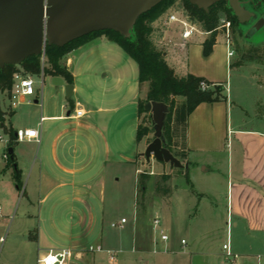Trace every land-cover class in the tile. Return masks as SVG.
<instances>
[{"label":"rangeland","instance_id":"rangeland-1","mask_svg":"<svg viewBox=\"0 0 264 264\" xmlns=\"http://www.w3.org/2000/svg\"><path fill=\"white\" fill-rule=\"evenodd\" d=\"M173 14L188 16L184 11L182 0H177L173 7L152 24L153 41L160 51L165 52L169 49L170 57L175 54L173 63H184L188 55L189 63L196 70H202L204 63L199 45L210 32H204L198 23L195 24L203 35L198 32L188 42L182 39L180 26H176L177 29L174 28L178 33L171 37V39L174 38L173 44L164 45L157 42L164 31L174 32L171 28L173 24L168 21L169 16ZM229 18H233L232 13L222 14L220 18L215 30L216 40L218 38L214 48L215 53L212 54V61L209 64L217 67L216 77L227 89L226 92L218 90L216 85H212L210 89L217 91L221 96L226 94L230 97L231 106L227 122L229 131L243 127L264 132V24L259 30L254 31L251 23L243 27ZM223 21H231L228 36L223 28ZM227 41H230V49L235 52L229 64H227L226 56ZM188 43L195 45L187 53L185 48ZM110 47H112V52L116 53L114 58L122 66L123 72L120 73L118 67H115L104 76L98 74L97 69L98 72L95 75L88 69L91 60L86 55L80 61V68L84 65L85 71L80 69L77 73L79 74L76 80L77 94L73 102L66 98L65 88L63 91L62 88L55 86L51 77L37 76L34 77L36 94L29 99L31 104L15 107L17 115L12 120L9 116L12 112L8 107V92L0 95L1 108L5 115L9 116L8 121H13V131L18 127L38 129L41 115L53 114L61 105L71 109L72 104L77 102L88 112V117L82 118L80 123L88 120L119 121L121 118L124 119L122 122L125 121L122 131L124 144L119 149L120 155H118L125 166L117 169H104L100 180L95 183L92 194H96L98 200L101 178L105 181L104 202L102 205L99 203L94 205V213L97 217H91L85 235L80 238L82 233L79 230H70L72 220L67 218L68 209L62 211L60 207V211L57 210L56 194L46 204L40 203L47 190L43 191L39 187V180L35 176L38 173L35 171L38 169L34 171L27 169L30 166L31 157L39 152L38 145L26 142L16 143L15 140L12 142L13 136L0 125V132L4 138V142H0V264H37L38 258L50 250L73 251L74 258L68 264H111L108 251L116 255L117 262L114 264H170V262H176L178 256L164 252L169 242L161 241L159 230L154 228L156 218L161 219L165 233L170 240L179 241V243L182 238L197 240L200 245L205 244L221 252L225 237L222 232L218 231L222 227L219 220L223 219L225 214L227 185L216 178L202 181L200 171H203L204 165L196 166L199 172L193 175L194 181L199 187L208 183L213 186L214 190L202 199L200 204V216L198 217L202 221L197 220L193 224L192 210L186 209V204L192 201V197L191 192H188L187 178L183 172L171 167L170 164L167 166L169 168L164 170V163L152 159L147 160L142 156L146 148L137 144V101L139 98L146 97L149 84L146 83L140 88L137 63L119 45L110 43ZM78 54L75 53L76 56ZM70 57L74 58L73 55ZM42 80L44 81L43 94ZM176 101L177 104H181L184 99L178 97ZM116 108L119 109L117 114L98 113L99 109L112 111ZM145 117L148 118V116L143 118ZM147 118H145V123L153 127ZM8 121L5 124L11 129ZM43 132V146L46 147L48 145L46 136L49 133L47 123H44ZM149 137L153 140L154 135L151 134ZM234 137L230 132L226 141L227 150L231 149L233 144L235 145ZM179 141L182 142V140ZM9 148H15V155L22 162L21 167L24 168L22 169L24 175L21 179V188H17L14 169H3L4 165L9 163L4 159V154ZM174 150L179 152L177 149ZM137 155H140L141 162L137 161ZM179 160L187 164L185 160ZM191 169H194V166ZM220 169H228L227 164ZM31 171L32 175L26 190L28 174ZM167 172L172 177L167 184L175 190L170 197L166 198L156 194L155 184ZM143 173L151 175L145 192H141L139 187L140 175ZM92 203L95 204L94 201ZM103 209L106 211V219L103 218ZM41 212H43L42 221ZM52 213L58 216L61 213L59 222L56 221L57 219L52 221ZM209 215L213 217L211 223L207 222ZM73 217L78 219L77 215ZM122 217L128 219L129 223L123 228H112L111 224L118 223ZM191 223L193 229L189 233L188 228ZM210 224L214 229L212 231L208 228ZM170 225L173 226L172 230H169ZM149 244L151 245L148 250H142ZM98 245L103 247L102 252L90 251L91 247Z\"/></svg>","mask_w":264,"mask_h":264},{"label":"crops","instance_id":"crops-1","mask_svg":"<svg viewBox=\"0 0 264 264\" xmlns=\"http://www.w3.org/2000/svg\"><path fill=\"white\" fill-rule=\"evenodd\" d=\"M176 26L179 27V25L173 23L171 28L173 30L174 28L177 29ZM177 33L176 30H174V32L170 30L164 31L157 42L164 45L173 44L174 38L171 39V37L173 34L177 35ZM200 33L203 35L202 32ZM210 38L211 33L206 34L205 40L202 43L204 44V42ZM110 43L114 42L110 41L106 36L96 37L63 59V65L66 66L74 80L72 84L74 87L73 95L71 98L66 96L71 102H73V98L77 94L76 80L79 75L77 73L80 69L85 71L83 69L84 65L80 68V61L86 55H88L91 60L88 69L95 75L99 71L98 74L100 73V75L104 76L110 73V70L115 67H118L120 73L123 72L122 66L114 58L116 53L112 52ZM202 43L199 45L203 56L202 61L204 63L202 70H196L192 64L189 63L188 55L185 59L186 63L185 61L184 63H173L175 54L170 57L169 49L164 52L166 61L179 77L193 74L203 77L211 83L221 84L222 81L216 77L217 67L209 65L210 61H212V54L215 53L214 48L216 47V43L213 47V52L208 57L203 55ZM194 45V43L186 44L185 51L187 50L188 53ZM230 50L231 49L227 46V64H229V60L234 57H229L228 54ZM75 53L79 54L76 56ZM70 55H73L74 58H71ZM51 79L53 81V78ZM63 81L64 85L58 86L62 88V90L65 88V85H68L64 79ZM142 87L140 86V88ZM224 88L226 92L227 88L225 86ZM224 97L225 99L222 101L203 103L196 108L188 118L185 146L179 145L176 149L186 154L185 161L187 164L189 163L188 171L191 185L187 182V189L189 193L191 192L192 201L190 200L186 204V209L192 210L193 218L191 215L190 217L192 218L191 221L193 224L200 218L198 216H200V204L202 199L207 197L209 193H212L214 190L213 186L208 183H204V186L199 187L194 181L193 175L198 174V167L204 165L203 171H200L202 174L200 179L202 181L216 178V180L224 182L227 185L225 214L223 219L220 218L219 220L222 227H220L218 231L222 232L224 235L225 242L221 252H217L210 246L205 244L200 245L197 240L182 238L179 243V241L170 240L169 238V243L165 246L164 252L166 254L178 256L176 257L177 261L170 262V264H264V132L258 129H246L243 127L229 131L227 122L231 106L230 97L226 94ZM30 98L31 97H29L28 100ZM7 101L9 102L8 107L12 112L9 116L11 117L10 119L13 120L17 115V111L11 107L9 98H7ZM138 101L136 115L138 121L137 131L140 124V119L138 117ZM36 102L38 101L36 100ZM41 108L43 111L42 106ZM78 108H81L78 102L74 105L72 104L71 109L61 105L53 114L47 116L41 115V117L45 118L42 124L41 143H26L38 145L39 152H37V155L31 157L32 160L27 169H32V171L38 169V171H35L38 172L35 176L36 179L39 180V187H41L43 191L47 190L40 203L46 204L49 199L56 194L57 210L60 211V207L62 211L68 209L67 218L72 220L70 223V230H79V232L82 233L81 236H79L80 238L85 235L91 217H97L94 213V205H96V203L102 205L104 202L105 181L101 178L102 181L100 183L98 200L96 198L97 195L92 194L95 183L97 180H100V176H102L104 169H117L121 166H125L121 157L118 156L120 155L119 149L122 148L124 144L122 142V131L125 121L122 122L124 119L122 120L121 118L119 121L108 122V120H103L97 122L95 120H88L80 123L82 118L74 117V112ZM99 112H113L117 114L119 109L116 108L112 111L99 109L98 113ZM87 115L88 112H86V116ZM9 116H5V123H7ZM12 120L8 121L10 122L11 129L5 124L6 130H13L14 126ZM44 123H47V128L49 129V133L46 136V139H48V145L46 147L43 146ZM18 129L22 128L18 127L14 132ZM230 132L235 136V145L233 144L231 149L227 150L226 141ZM138 145L147 148L149 144L144 140ZM13 151L15 155V148H13ZM139 156L140 155H137V161L141 162ZM15 158V166L7 167L8 164H5L3 169H20L23 176L22 169L24 168L21 167L22 162L18 160L16 155ZM152 160L156 161L153 158ZM226 164L228 169H220L223 165L226 166ZM167 166L168 164L164 163V170L169 168ZM192 166H194V169H191ZM184 170L186 169L184 168ZM32 171L28 174L26 190ZM167 175H169L168 172ZM174 179L175 178H173V180ZM171 189L172 192L167 197H170L175 190L174 188ZM83 194H86V196H83ZM27 196H29V194ZM92 201H94L95 204L92 203ZM75 215L78 216V219L73 217ZM40 216L42 221L43 212H41ZM51 217L52 221H55V219L58 221L61 218V213L59 216L52 213ZM103 218L106 219V211L104 209ZM124 218L125 217H122L121 219ZM212 218L213 217L209 215L207 217V222L211 223ZM199 221H202V219ZM128 223L129 221L127 219L126 225ZM192 223L188 228L189 233L192 232L193 229ZM208 228L211 231L213 229L211 224ZM170 229H173L172 225L169 226V230ZM183 241H185V244L182 243ZM150 245L151 244L141 249L146 251L149 249ZM225 245L228 246V250L224 249ZM141 259L142 258H140V260Z\"/></svg>","mask_w":264,"mask_h":264},{"label":"trees","instance_id":"trees-1","mask_svg":"<svg viewBox=\"0 0 264 264\" xmlns=\"http://www.w3.org/2000/svg\"><path fill=\"white\" fill-rule=\"evenodd\" d=\"M182 1L184 11L194 23H198L204 32L211 33V38L207 39L203 44V55L208 57L213 52V47L216 43L215 30L222 14L232 13L233 18L229 19L233 22H238V19L230 6L224 1L211 6L208 12L192 5L188 0ZM176 2L177 0H164L152 10L141 15L129 37L115 31L95 32L70 42L64 47L47 45L44 55L32 56L19 66L7 65L4 68H0V95L11 91L14 77L18 73L34 77H39L42 74L51 78L61 77L68 84H73V76L66 66L63 65V59L96 37L106 36L110 41L119 45L137 63L139 85L142 87L146 83L149 84L146 97L138 101L140 124L137 131V143L140 144L146 140V143L150 144L153 141L149 137L153 134V127L145 123V118L147 117L143 118L148 116L147 120L153 124L151 114L145 110L146 103H164L169 107L163 129L165 145L175 157L186 160L185 153L176 152L174 149L179 145L185 146L189 116L203 103H215L225 99L220 93L210 89L212 85H216L218 90L221 91L225 90V88L223 84H214L203 77L193 74L179 77L167 63L164 51H160L154 43L152 39L154 32L152 24L158 21ZM43 56L45 57L44 61ZM203 84L207 88L203 89ZM178 97L183 98L184 102L177 104L176 99ZM5 116L0 102V125L6 130ZM6 131L13 136V142L15 140V132L13 130ZM179 140H182V142ZM8 162L7 167L15 166L16 158L14 154H9ZM180 171L183 172L188 184L191 185L188 169H180ZM150 176L148 173L140 175L139 187L141 192L147 190ZM171 178V175L166 174L161 177L160 181L156 182V194L164 197L171 194L172 189L167 184ZM14 179L18 188H21L22 173L20 169H14Z\"/></svg>","mask_w":264,"mask_h":264},{"label":"water","instance_id":"water-1","mask_svg":"<svg viewBox=\"0 0 264 264\" xmlns=\"http://www.w3.org/2000/svg\"><path fill=\"white\" fill-rule=\"evenodd\" d=\"M164 0H0V68L19 66L32 56L44 55L47 45H65L95 32L115 31L131 36L141 15ZM208 12L210 7L226 2L233 13L245 22L250 13L239 0H188ZM254 27L259 30L264 17ZM55 86H63L61 77L53 78ZM73 85H65L66 96L73 95ZM145 110L153 121V141L142 154L147 160L188 169V164L173 155L163 136L169 107L164 103L148 102ZM10 155L14 154L9 149Z\"/></svg>","mask_w":264,"mask_h":264},{"label":"built area","instance_id":"built-area-1","mask_svg":"<svg viewBox=\"0 0 264 264\" xmlns=\"http://www.w3.org/2000/svg\"><path fill=\"white\" fill-rule=\"evenodd\" d=\"M169 23H176L179 24L181 28V35L182 39L184 41H189L196 33L200 32L194 23V21L186 15H170L169 16ZM224 25L223 28L226 30L227 36L229 35L231 22L223 21ZM210 34V33H207ZM231 43L230 41H227L228 48L230 47ZM234 51H229V57L234 56ZM45 60V57L43 56V61ZM44 78V74L41 76ZM42 90L44 86V81L42 80ZM36 82L34 80V76L30 75H24L22 73H18L14 77L13 86L11 91L8 93V98L10 101L11 107L14 109L17 106H20L22 104H31V101L28 100L29 97H33L36 94ZM203 89L207 88L205 84L202 85ZM86 116L85 110L82 108H78L74 112V117L76 118H83ZM45 118L41 117L38 129H18L15 132V141L16 142H35L37 144L41 143L42 139V124ZM0 142H4L3 135L0 132ZM9 153L6 152L4 154V159L8 160ZM127 223V219H121L118 223H112V228H123L124 225ZM154 228L156 230H159L160 233V239L163 242L169 241L168 235L165 233V230L163 228V224L161 222L160 218H156L154 220ZM2 241V239H1ZM185 244V241L182 242ZM225 250H228V246H224ZM90 251L95 252H102L103 247L101 245H98L97 247H91ZM1 254V250H0ZM108 254L110 255L109 261L111 264H114L117 262V258L114 252L108 251ZM74 252L71 250H62V251H53L50 250L47 254L42 255L38 258L37 264H68L69 261H71L74 258Z\"/></svg>","mask_w":264,"mask_h":264},{"label":"flooded vegetation","instance_id":"flooded-vegetation-1","mask_svg":"<svg viewBox=\"0 0 264 264\" xmlns=\"http://www.w3.org/2000/svg\"><path fill=\"white\" fill-rule=\"evenodd\" d=\"M239 1L241 5L250 13V17L247 20H245V22H241V20L236 16L238 19V24L244 27L251 23L253 29L255 25L264 17V0H239Z\"/></svg>","mask_w":264,"mask_h":264}]
</instances>
